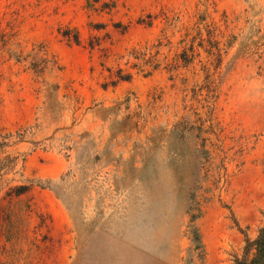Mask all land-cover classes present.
<instances>
[{
  "label": "rangeland",
  "instance_id": "obj_1",
  "mask_svg": "<svg viewBox=\"0 0 264 264\" xmlns=\"http://www.w3.org/2000/svg\"><path fill=\"white\" fill-rule=\"evenodd\" d=\"M264 225V0H0V264H235Z\"/></svg>",
  "mask_w": 264,
  "mask_h": 264
},
{
  "label": "trees",
  "instance_id": "obj_2",
  "mask_svg": "<svg viewBox=\"0 0 264 264\" xmlns=\"http://www.w3.org/2000/svg\"><path fill=\"white\" fill-rule=\"evenodd\" d=\"M235 264H264V225L260 228L256 239L246 238L243 255Z\"/></svg>",
  "mask_w": 264,
  "mask_h": 264
}]
</instances>
